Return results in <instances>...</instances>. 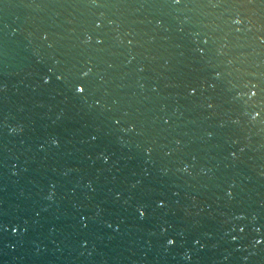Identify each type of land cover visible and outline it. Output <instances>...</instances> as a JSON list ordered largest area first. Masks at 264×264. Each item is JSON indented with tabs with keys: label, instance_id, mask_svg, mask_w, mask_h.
Listing matches in <instances>:
<instances>
[{
	"label": "water",
	"instance_id": "1",
	"mask_svg": "<svg viewBox=\"0 0 264 264\" xmlns=\"http://www.w3.org/2000/svg\"><path fill=\"white\" fill-rule=\"evenodd\" d=\"M0 264H264V0H0Z\"/></svg>",
	"mask_w": 264,
	"mask_h": 264
}]
</instances>
